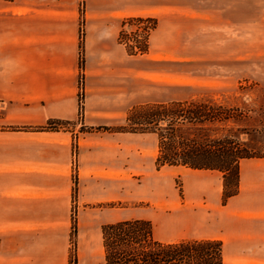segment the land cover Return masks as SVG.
Listing matches in <instances>:
<instances>
[{
	"label": "rangeland",
	"instance_id": "obj_1",
	"mask_svg": "<svg viewBox=\"0 0 264 264\" xmlns=\"http://www.w3.org/2000/svg\"><path fill=\"white\" fill-rule=\"evenodd\" d=\"M204 1L132 0L133 5L144 9L123 21L119 36L124 35L126 22L137 20L151 25V34L158 21L157 15L167 12L169 7L174 8L173 13L178 16L174 18V24L183 29L187 27V22L189 25L194 20L196 33L202 34ZM227 1L206 0L207 3L211 2L217 16L219 7L225 6ZM239 1L243 6V36L245 41H251L253 36L254 45L260 46L258 51L237 59L225 58L217 53L213 54L210 63L198 60L190 65L181 63V86L177 95L205 97L242 111L244 116L235 126L239 127L237 135L259 155L251 158H262L264 162V0ZM125 2L127 0L78 1V65L81 71L77 80L78 111L75 118L35 122L37 120L30 119L31 114L21 105L13 106L0 100V219L13 212L21 214L19 210L28 214L34 209L41 211L38 205H43V202L32 197L36 195V190H46L52 183V187L57 188L52 190L53 210H58L64 201L66 204L64 227L67 232L65 246L68 264H84L86 256L82 253L80 239L85 230L92 231V239L100 236L101 240L103 227L107 225L105 223L121 222L124 219L143 222V225L134 222L132 226L127 225L120 230L140 232L139 240L144 241L130 246L124 236L119 237V243L114 247L123 252L114 255L112 263L128 264L131 259L132 264H176V252L172 248L165 249V245L204 240L211 236L219 240L222 234L219 222L221 195L216 194L221 172L184 166L157 167L155 135L103 128L127 127L126 117L138 105L116 117L95 114L94 110L85 113V78L82 72L85 66V10L94 5L112 6ZM213 32H216L213 45L218 48L219 26L213 25ZM223 34L228 36L230 32ZM150 78L163 80L160 75ZM155 92L161 91L156 89ZM82 149L89 153L85 157L93 158L87 163L85 161V164L79 160L77 162V155ZM249 159L248 162L254 163V159ZM17 168H21L19 173ZM194 175L200 180L194 181ZM234 182V178L229 180L228 191L233 188ZM13 184H20V191L27 198L18 197L12 201L11 198L1 196V193H10ZM147 231H150V236L142 237ZM91 250V264H105V248L103 251L101 247L97 251L94 248ZM144 250L153 251L154 254L157 251V254L149 260L145 258ZM131 252L139 259L134 258ZM158 254L162 255V262L155 263L154 257ZM227 256L224 252L223 263L224 260L227 262Z\"/></svg>",
	"mask_w": 264,
	"mask_h": 264
},
{
	"label": "crops",
	"instance_id": "obj_2",
	"mask_svg": "<svg viewBox=\"0 0 264 264\" xmlns=\"http://www.w3.org/2000/svg\"><path fill=\"white\" fill-rule=\"evenodd\" d=\"M78 1L0 0V100L21 105L35 122L77 116V80L81 71ZM131 1L122 5H94L85 10L82 70L85 113L94 110L95 114L116 117L139 104L186 100L192 96L177 95L181 63L190 65L197 60L210 63L217 53L237 59L257 52L260 47L254 45L253 36L251 41H245L243 6L239 0H228L225 6L221 5L218 16L211 2L205 0L202 34L196 33L194 20L183 29L174 24L178 16L169 7L167 12L157 15L146 52L129 54L118 42L121 26L127 17L144 9ZM213 25L220 28L218 48L213 45L216 38ZM224 32L230 34L225 36ZM155 75L163 80L150 78ZM187 75L190 77V72ZM156 89L161 92H155ZM83 151L77 155V162L85 164L93 158L85 157L89 153ZM248 159L239 162L236 194L223 201L222 176L217 180L216 194L221 195L219 240L223 255L224 252L228 255L223 264H264V162L262 158H250L254 163ZM20 169L17 168L18 173ZM193 177H196L194 181L200 180ZM20 187L13 184L11 192L1 196L12 201L27 198ZM56 189L51 183L46 190H36L32 198L43 202L38 205L41 211L34 209L28 214L19 210L21 214L13 212L0 219L3 222L0 264H68L66 204L64 201L58 210H53L52 190ZM91 232L85 230L80 239L86 256L84 264L92 263V248L104 249L102 233L100 240V236L92 239Z\"/></svg>",
	"mask_w": 264,
	"mask_h": 264
},
{
	"label": "trees",
	"instance_id": "obj_3",
	"mask_svg": "<svg viewBox=\"0 0 264 264\" xmlns=\"http://www.w3.org/2000/svg\"><path fill=\"white\" fill-rule=\"evenodd\" d=\"M243 116L242 111L236 107H227L205 97H189L181 101L135 106L126 117L127 127L111 129L103 126V128L117 132L155 135L158 147V155L155 159L157 167L184 166L190 169L221 172L224 201L226 197L237 193L239 162L245 158L259 156L237 135L239 127L235 126ZM231 178H234L235 182L233 188L228 191V182ZM134 222L143 225L139 220L130 219L103 227L105 264L118 263H112V260L114 255H119L122 251H117L114 247L119 243V237L124 236L125 242L130 246L144 241L139 240L140 232L120 230L127 225L132 226ZM150 234V231H147L142 237H149ZM169 248L177 254V258L174 259L176 264H223L222 242L216 239L207 238L165 245V249ZM161 251L159 250L158 253ZM143 254L149 259L156 255L157 251L154 254L153 251L144 250ZM131 255L139 259L134 252H131ZM161 257V254L155 256V263L162 262ZM128 261V264H132L131 259ZM134 263L138 264V262Z\"/></svg>",
	"mask_w": 264,
	"mask_h": 264
},
{
	"label": "built area",
	"instance_id": "obj_4",
	"mask_svg": "<svg viewBox=\"0 0 264 264\" xmlns=\"http://www.w3.org/2000/svg\"><path fill=\"white\" fill-rule=\"evenodd\" d=\"M150 32L151 25L147 24V22L144 23L143 20L126 22L123 31L124 35L119 36L120 44L126 48L129 54L145 53L147 49L145 50L144 48H147Z\"/></svg>",
	"mask_w": 264,
	"mask_h": 264
}]
</instances>
